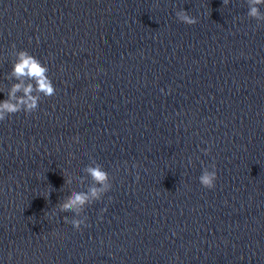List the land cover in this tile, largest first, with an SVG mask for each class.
I'll use <instances>...</instances> for the list:
<instances>
[{
  "label": "clouds",
  "instance_id": "9594fccd",
  "mask_svg": "<svg viewBox=\"0 0 264 264\" xmlns=\"http://www.w3.org/2000/svg\"><path fill=\"white\" fill-rule=\"evenodd\" d=\"M228 3L229 0H222L223 6L228 5ZM247 4V15L257 22H264V13L260 10V6H264V0H247ZM175 15L180 22L190 26L198 22L195 17L190 16L183 9L177 11ZM48 71L47 65L29 54L28 51L20 50L16 52V61L10 72V78L16 82L8 88L6 98L0 100V122L19 112H24L26 115L32 114L38 109L42 96L52 97L55 95L56 89L48 75ZM202 151L207 154L210 149ZM84 171L91 178L94 186L88 188L87 191L71 192L58 205L59 212L74 214L72 219L65 216L64 222L71 224L77 231H81L82 226H88L86 223L88 217L82 215L85 208L101 200L112 187L109 173L99 163L86 166ZM137 180H139V176H137ZM216 180L215 164L212 165V170L205 168L199 177L200 184L207 189H213ZM69 182V179L66 178L65 183ZM103 211H106V209ZM52 215H55V211Z\"/></svg>",
  "mask_w": 264,
  "mask_h": 264
}]
</instances>
